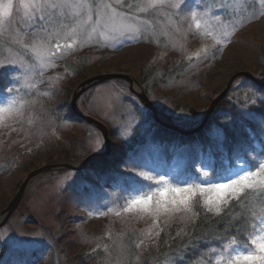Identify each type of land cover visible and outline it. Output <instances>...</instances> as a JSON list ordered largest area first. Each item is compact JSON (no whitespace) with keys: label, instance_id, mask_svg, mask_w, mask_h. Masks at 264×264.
I'll return each mask as SVG.
<instances>
[{"label":"rangeland","instance_id":"1","mask_svg":"<svg viewBox=\"0 0 264 264\" xmlns=\"http://www.w3.org/2000/svg\"><path fill=\"white\" fill-rule=\"evenodd\" d=\"M7 3L13 5L9 15H0L1 84L6 91L0 102V239L6 247L25 251L44 247L42 255L28 258L27 264H146L162 232H180L194 220L195 204L214 213L240 194L209 205L206 201L216 198L215 191L198 192L186 204H167V210L158 211L159 190L211 189L249 173L258 174L251 177L255 186L263 181L264 160L256 162L255 169L239 164L223 179L209 177L210 171L197 164L200 177L195 182L138 162L132 165L126 145L147 131L153 114L125 79L98 82L78 96L79 111L108 129L110 154L95 157L93 153L104 149L102 135L72 111L71 100L80 84L101 73H126L137 80L143 69L156 68L163 76L180 65L174 80L153 89L158 100L178 107L180 121L174 124L191 130L226 86V78L239 71L260 77L264 0H0V9ZM234 81L228 96L244 106L253 103L254 91ZM61 154L74 164L89 157L81 169L91 170V181L102 189V196L73 192L79 169H54L28 183L5 219L4 211L26 175ZM121 177L152 184L146 191L123 196L105 188L117 187ZM149 196L154 197L150 210L133 206ZM262 229L264 221L247 246L228 242L188 264H244L237 257L260 254Z\"/></svg>","mask_w":264,"mask_h":264},{"label":"trees","instance_id":"2","mask_svg":"<svg viewBox=\"0 0 264 264\" xmlns=\"http://www.w3.org/2000/svg\"><path fill=\"white\" fill-rule=\"evenodd\" d=\"M258 59L261 69L257 75L264 77V47L260 49ZM172 68L163 76H159L161 73L155 71L156 68L143 69L137 80L147 95L158 103L157 106L170 115L173 121H176L180 117L178 107L166 105L158 100L153 89L176 78L181 66L177 65ZM2 75L3 72L0 70V102L6 94L1 84L4 79ZM237 81L254 91L257 97L253 103L244 106L241 101L234 100L227 93L217 103L205 126L193 133H181L158 124L150 113L147 131L126 145L125 153H128V158L131 159L129 162L132 165L138 162L140 167L146 166L150 170L161 171L174 179L194 182L200 177L197 175L198 171L195 170L197 164L210 171L209 177L218 179L229 177L231 168L238 167L239 164L255 169L256 162L264 160L262 134L264 98L260 97L264 96V85L256 84L244 76L237 78L234 82ZM246 111L253 118L248 119ZM134 130L137 133L139 128L135 127ZM46 149L48 148H43V150ZM65 158L66 156L61 154L48 159L53 163H61L65 162ZM69 158L73 159L72 156ZM90 172L84 169L77 170L78 175L74 179L72 190L78 195L100 198L102 189L91 181L92 172ZM146 180L148 179L121 177L117 187L107 186L105 188L123 196L125 192L146 191L152 184L151 180ZM195 205L197 207H194L196 214L194 220L180 232L170 229L162 232L158 237L157 247L147 253L146 264L194 263L204 257L208 251L221 248L228 242L238 247L249 245L255 227L264 221V211L261 210L264 209V176L259 185L254 188H245L238 196L224 204L219 212L213 213L200 207V204ZM1 240L0 264H27L28 258L37 259L44 250V247L41 250L28 249L26 251L22 247L12 245L6 247L4 241ZM57 264L64 263L58 261Z\"/></svg>","mask_w":264,"mask_h":264},{"label":"water","instance_id":"3","mask_svg":"<svg viewBox=\"0 0 264 264\" xmlns=\"http://www.w3.org/2000/svg\"><path fill=\"white\" fill-rule=\"evenodd\" d=\"M240 76H246L250 78L253 82L259 85H264V78L257 77L253 75L252 73L246 72V71H239L233 75H231L226 83V86L222 88L220 93L211 101L209 108L207 109L205 116L203 119L200 121V123L192 128L191 130L184 131L182 130L179 126L175 125L172 123L171 119L167 117L166 115L161 114L159 109L153 104V102L149 99L148 95L143 91L137 80L131 76L130 74L126 73H117V72H111V73H101L98 75H95L93 77L88 78L86 81H84L82 84H80L79 88L77 91L74 92L71 100V109L72 111L81 119L88 121L92 125H94L101 133L102 139H103V144H104V149L100 153H93L92 155L95 157H102L105 159L111 151V142L108 134V129L107 127L99 120L95 119L92 116L86 115L85 113L79 111L77 107V99L78 96L87 88H89L91 85L96 84L101 81H106V80H111V79H125L129 82L130 84V89L131 91L139 98L140 102L149 110L152 111L154 119L160 123L161 125L164 126H169L171 129H174L176 131H179L181 133H193L196 132L200 129H202L205 124L207 123L212 111L214 110L215 106L217 103L221 100V98L227 93L230 85L232 82L237 79ZM137 86L135 88L134 86ZM89 158V157H88ZM88 158H86L84 161H81L79 163H70V162H65V163H52V164H47L43 165L41 167H37L33 170H31L25 177L24 181L22 182L20 189L18 193L15 195L13 200L10 202V204L7 206L5 209V219L13 212L15 207L18 205L26 186L28 185L29 182H31L36 176L43 172L51 171L54 169H60V168H66V169H80L84 166L87 165Z\"/></svg>","mask_w":264,"mask_h":264},{"label":"clouds","instance_id":"4","mask_svg":"<svg viewBox=\"0 0 264 264\" xmlns=\"http://www.w3.org/2000/svg\"><path fill=\"white\" fill-rule=\"evenodd\" d=\"M242 176H245V175H242ZM239 179H236V180H239ZM236 180H231L228 183L214 184L211 189H206L203 187H178V188H168V189L159 190L158 192V195L160 197L159 203L165 204V205L167 204H172V205L173 204H186L193 196L197 195L198 192L201 194L207 195L209 191H213V190L216 193V198H220L222 194L226 197L227 195L231 194L228 191L229 186L231 185L233 181H236ZM153 199L154 197L149 196L146 199L138 200V202H139V205H150ZM209 211L211 210L209 209ZM244 256L248 258L244 260H237V261L238 262L243 261L244 264H264V250H261L259 255L248 254Z\"/></svg>","mask_w":264,"mask_h":264},{"label":"snow or ice","instance_id":"5","mask_svg":"<svg viewBox=\"0 0 264 264\" xmlns=\"http://www.w3.org/2000/svg\"><path fill=\"white\" fill-rule=\"evenodd\" d=\"M55 6V5H53ZM13 5L11 3H7L4 4L2 6V9H0V15L2 16H8L10 10L12 9ZM80 7H86V5H81ZM262 172H264V169H262ZM253 175H258L255 173H249L245 176L240 177L239 180L233 181L231 183V185L228 188V191L232 194V195H236L239 192H243L245 188H254L255 187V183L251 181V177ZM225 198V196L222 194L220 196V198H215V199H209L208 201H206L207 204L212 205V204H219L221 201H223ZM139 205L138 200L133 202V206ZM158 208L157 210L159 211L160 208H164V210H167V206L165 204H161L158 202ZM177 204H173V206H176ZM144 207L141 210L144 211H148L150 210L148 208V205H143ZM132 209L129 208L127 209V211H131ZM211 210V208H210ZM217 212L220 211L219 207H216L215 209ZM262 211H264V209H261ZM262 231H264V229H262ZM264 250V238H261V241L259 242V251ZM248 257L245 256H239L237 257V260H244L247 259Z\"/></svg>","mask_w":264,"mask_h":264},{"label":"bare ground","instance_id":"6","mask_svg":"<svg viewBox=\"0 0 264 264\" xmlns=\"http://www.w3.org/2000/svg\"><path fill=\"white\" fill-rule=\"evenodd\" d=\"M227 79H228V78H226V80H227ZM134 87L137 88L136 85H135ZM156 107L159 109V111L161 112V114L166 115L167 117H169V118L171 119L172 123H174L170 115H168L166 112L162 111L158 106H156ZM215 107H216V106H215ZM202 119H203V118H202ZM202 119H201V120H202ZM166 127H169V126H166ZM169 128H170V127H169Z\"/></svg>","mask_w":264,"mask_h":264}]
</instances>
